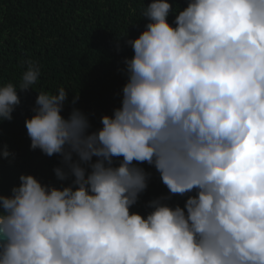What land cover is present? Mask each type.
I'll return each instance as SVG.
<instances>
[{
    "label": "clouds",
    "instance_id": "1",
    "mask_svg": "<svg viewBox=\"0 0 264 264\" xmlns=\"http://www.w3.org/2000/svg\"><path fill=\"white\" fill-rule=\"evenodd\" d=\"M142 16L120 106L101 128L79 108L62 114L63 87L38 92L30 148L59 155L56 179L70 183L21 174L0 194V264H264V0L178 11L152 0ZM26 63L18 87L0 85V122L41 75ZM10 155L5 145L0 158ZM145 163L168 195L142 215L132 208L151 178Z\"/></svg>",
    "mask_w": 264,
    "mask_h": 264
},
{
    "label": "trees",
    "instance_id": "2",
    "mask_svg": "<svg viewBox=\"0 0 264 264\" xmlns=\"http://www.w3.org/2000/svg\"><path fill=\"white\" fill-rule=\"evenodd\" d=\"M152 0H0V85L20 84L27 61L37 62L41 75L32 89L17 94L21 103L12 121L0 122V151L4 146L14 156L0 158V194L10 195L19 185L21 174L34 175L43 183L66 186L70 181L56 179L54 168L61 157H48L30 148L25 120L38 92L55 94L63 87L68 91L63 115L73 107L89 114L91 130L102 127L103 115H111L120 106L126 76L124 58L133 51L126 44L137 38L149 22L142 16ZM188 0H169L177 11ZM170 13L169 23L175 15ZM126 35V36H125ZM78 100L73 105V98ZM151 173L147 190L132 211L145 215L151 199L168 195L154 167L142 164ZM186 196H174L170 203L183 207Z\"/></svg>",
    "mask_w": 264,
    "mask_h": 264
}]
</instances>
